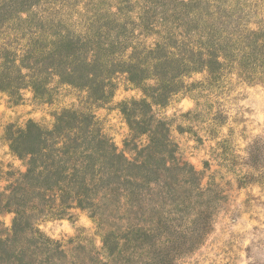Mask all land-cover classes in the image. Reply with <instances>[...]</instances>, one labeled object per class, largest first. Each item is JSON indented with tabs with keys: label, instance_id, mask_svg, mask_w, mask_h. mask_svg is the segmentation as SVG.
<instances>
[{
	"label": "rangeland",
	"instance_id": "1",
	"mask_svg": "<svg viewBox=\"0 0 264 264\" xmlns=\"http://www.w3.org/2000/svg\"><path fill=\"white\" fill-rule=\"evenodd\" d=\"M65 111L85 178H26L13 138ZM0 239V264H264V0H0Z\"/></svg>",
	"mask_w": 264,
	"mask_h": 264
},
{
	"label": "trees",
	"instance_id": "2",
	"mask_svg": "<svg viewBox=\"0 0 264 264\" xmlns=\"http://www.w3.org/2000/svg\"><path fill=\"white\" fill-rule=\"evenodd\" d=\"M76 119L74 113L65 111L57 118L53 130L44 131L35 123L30 122L25 132L19 137L13 138L12 145L16 150V153H18V156L21 157L24 154L29 156V169L25 175L26 178L29 176H36V178H38L41 176L49 184L56 183L57 186L60 185L62 179L72 180L74 177L78 179L85 178L84 172L90 167L91 158L84 157L85 160L82 158H75L78 156L77 152L86 149L85 151L88 152V154H93L95 151L101 149L98 144L88 138H83L82 142H78V136L74 135V138L71 137V135L65 136L64 131L70 132L69 134H71V131L76 132L77 130H84V127L81 124L79 126H69L72 123H77ZM92 132L93 130H89L88 134H92ZM26 138L33 140V146L30 148L23 147ZM102 143L103 142H101V145ZM110 148L113 152L112 156L116 157L119 164H121L123 173H128V175L125 174L126 177H123L124 181L129 184L130 188H133L135 182L131 180L133 177L129 174V170L132 169L134 164L128 161L123 155L117 154L115 146L111 145ZM71 152L72 155L70 154ZM38 165H41L40 167L44 170H37L36 168ZM69 170H72V172L69 173ZM79 185H81L80 187L82 190H89L84 182L81 181V184L78 182L76 188ZM77 203L82 205L81 200H77ZM23 221L25 220H19L18 218L14 220V234H17ZM1 243H3V241L0 239V244Z\"/></svg>",
	"mask_w": 264,
	"mask_h": 264
}]
</instances>
